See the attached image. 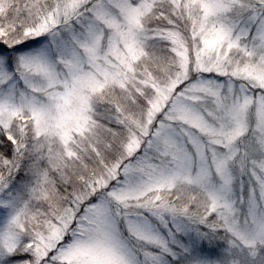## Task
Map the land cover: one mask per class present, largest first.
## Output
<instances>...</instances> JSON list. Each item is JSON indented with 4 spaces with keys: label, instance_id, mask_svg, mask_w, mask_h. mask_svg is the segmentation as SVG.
<instances>
[{
    "label": "snow or ice",
    "instance_id": "6c2138e0",
    "mask_svg": "<svg viewBox=\"0 0 264 264\" xmlns=\"http://www.w3.org/2000/svg\"><path fill=\"white\" fill-rule=\"evenodd\" d=\"M0 264H264V0H0Z\"/></svg>",
    "mask_w": 264,
    "mask_h": 264
}]
</instances>
